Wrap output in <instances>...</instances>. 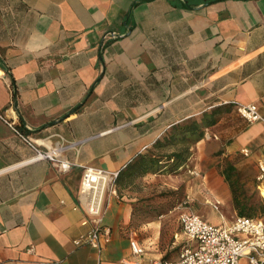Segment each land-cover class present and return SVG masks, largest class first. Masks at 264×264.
<instances>
[{
  "label": "crops",
  "instance_id": "0c3cea01",
  "mask_svg": "<svg viewBox=\"0 0 264 264\" xmlns=\"http://www.w3.org/2000/svg\"><path fill=\"white\" fill-rule=\"evenodd\" d=\"M239 104L264 119V0H0V264L174 260L194 246L181 233L183 214L228 225L237 214L215 165L238 155L241 183L258 192L264 158V122L247 123ZM217 107V122L176 173L116 183L104 206L108 242L100 234L98 249L74 244L90 228L83 167L120 172L140 154L171 153L177 146L155 142ZM1 117L40 148L67 146L71 169L33 160ZM150 183L178 191L174 204L135 209Z\"/></svg>",
  "mask_w": 264,
  "mask_h": 264
},
{
  "label": "built area",
  "instance_id": "2783aa9c",
  "mask_svg": "<svg viewBox=\"0 0 264 264\" xmlns=\"http://www.w3.org/2000/svg\"><path fill=\"white\" fill-rule=\"evenodd\" d=\"M238 115L247 123L264 122L255 107L251 104H239ZM3 120L4 118L1 117ZM34 152L33 160L48 161L59 172L71 169L72 163L63 158L65 145L40 148L34 145L23 133L4 120ZM241 153L248 156L246 149ZM257 174L255 183L261 200L264 202V158L256 161ZM188 173L198 176L195 170ZM119 172L106 171L97 168L83 167L80 182V198L88 216L90 228L85 235L74 241L75 245H87L99 248V235L103 234L105 242L109 241V229L103 226V215L106 197L116 195V180ZM217 207V203L213 204ZM181 233L194 246H185L174 260L156 259L148 264H240L244 259L246 264H264V221L257 217L236 216L226 226H213L193 213L183 214L180 218ZM131 253L135 256L141 253L140 245L130 242ZM126 264H139L137 261H126Z\"/></svg>",
  "mask_w": 264,
  "mask_h": 264
},
{
  "label": "trees",
  "instance_id": "16d2710c",
  "mask_svg": "<svg viewBox=\"0 0 264 264\" xmlns=\"http://www.w3.org/2000/svg\"><path fill=\"white\" fill-rule=\"evenodd\" d=\"M219 110L220 108L217 107L198 117L189 118L173 125L155 142L154 148L173 145L177 146L176 150L161 156L149 152L138 155L119 172L116 183L122 177L131 178L138 174L156 172L161 168H164L168 173H176L188 160L191 146L203 139L204 129L217 122ZM220 153L221 151L217 152L216 156H219ZM217 168L229 186L232 205L237 216H258L264 220V202L260 195L253 185L250 188H244L241 183V171L246 168V164H241L239 156L226 157L223 164ZM177 194L178 191L161 192L156 197L142 199L134 203L133 206L135 209L149 208L150 211L158 213L161 208L173 205L172 198ZM164 198L166 201L162 202Z\"/></svg>",
  "mask_w": 264,
  "mask_h": 264
},
{
  "label": "rangeland",
  "instance_id": "374dc122",
  "mask_svg": "<svg viewBox=\"0 0 264 264\" xmlns=\"http://www.w3.org/2000/svg\"><path fill=\"white\" fill-rule=\"evenodd\" d=\"M226 159V158H225ZM225 159L221 160V162H219L218 164H216V168L220 165L223 164V162L225 161ZM187 170H193L191 167L187 168ZM187 172V171H186ZM188 173V172H187ZM189 174V173H188ZM194 176V175H192ZM143 185V184H140ZM159 184L157 183H150L149 185L144 186L143 188H145V194L148 195L147 198H153L156 197L159 193H157V191L159 190L158 188Z\"/></svg>",
  "mask_w": 264,
  "mask_h": 264
}]
</instances>
